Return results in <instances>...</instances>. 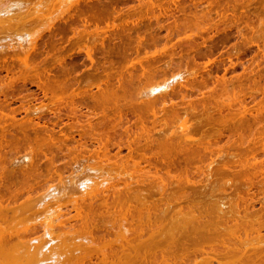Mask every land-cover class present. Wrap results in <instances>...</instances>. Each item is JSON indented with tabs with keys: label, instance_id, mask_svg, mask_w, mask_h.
<instances>
[{
	"label": "rangeland",
	"instance_id": "rangeland-1",
	"mask_svg": "<svg viewBox=\"0 0 264 264\" xmlns=\"http://www.w3.org/2000/svg\"><path fill=\"white\" fill-rule=\"evenodd\" d=\"M0 1L3 2L4 0L3 1L0 0ZM8 1H5L4 3H6V2L9 3ZM14 1L16 2L18 0H14ZM19 1H21V0H19ZM25 1H27V0H25ZM36 1H39V2L44 1L43 3L46 2L45 0H36ZM49 1H51V0H49ZM52 1L53 2H50L51 4L48 2V4L46 5V6H49L48 8H49L50 12H48L49 10L47 9V7L45 5H44L45 7L42 5L43 3H41L40 6H43V8H45L44 10L42 8L39 9L38 8L39 5H38V7L35 6V8H38L39 10L34 9V11H37L38 13H40V11H41L39 16H37L38 14L36 15L37 18L42 16L40 19L41 20L43 19L42 22L44 23L45 27H47L48 29H46L43 25H40L42 22L41 23L37 22V24L39 23L40 26H43V29L40 30L42 27L41 28L38 27L39 30H36V28L34 30L35 32L37 31V33H38V31H42L41 32L42 34L41 33L39 34L40 37L38 36V39H36L37 42L35 43L34 50L31 47V45L29 46V42H24L23 39H22L23 42L21 41V39H18V38H17V40H18L17 43H16V40H15V42L12 41L13 42L12 44L14 46H17L15 48V50H16L15 52H17V48H18V52L21 51V49H23L21 52L24 53L27 51L26 53H24V55H25V54H28V52H29V49L26 50L27 47L32 48V50L30 48L31 53L29 52L30 54H28V56L30 55L29 57L32 59V61H31V59H29L30 60L29 62H31V63H29L30 68L25 69V67H24V69H25L24 71L20 70V68L22 66H18L19 64L17 63L16 60H14V57H10L9 55H6L7 57L4 56L2 58L4 60L0 59V63L3 64V66H2V64H0V78L3 79V82L0 79V85L3 86V87H0V89L2 88V90H0V110H1L0 111V119H1L0 120V138H2V139H0V141L2 142V144H0V148L2 145H4V146H2V148L0 150V152H2V154H3V155L0 154L2 156V157L0 156V160L2 161V162L0 161L2 163V164L0 163V172H2L0 174H1V176H3L2 179L0 178V199L4 198L1 200L2 201L1 203H5V202L7 203L8 201H6V199H8L10 197L9 198L10 200L9 199L8 200H9V202L11 201L10 202L11 204L8 202L7 205L11 206V205H13L12 203L15 204L13 199L18 198L17 201L15 200L16 204H17V203H19V200L24 199L23 195H25V199H27L26 195H28V193L29 194L31 193V189H33L32 190L33 194L36 192V189H39L40 191L37 190V193L39 196L37 195V193L34 194V197H35V195L38 196V197H36L37 198L36 201H34L35 200L34 197H33L34 198L33 199L31 197V195H29L32 198L30 200L33 201L34 203H36L40 198H42L45 191H47V192L51 191V190H49L50 186H54L55 181L57 183L56 187H57V189H59L60 184H62L61 186H63V184H66V182L68 184V182H70L69 179H71L73 177L75 179L76 178L82 179L83 177H91L90 175H92L91 178H94V173H96V172H97L96 175L99 174L100 179L101 178L103 179L102 175L103 174L106 175L105 173L107 171H109V172H107V174L110 173V174H108V175H110L108 178L111 179V176L113 174L112 179L114 181H112V182L116 183V185H114V183L112 184V182L110 181L111 184L113 186L119 187V185L122 184L120 182H123V180L128 178L130 175H135L134 173H136V171H137L132 166H130V167L126 168V171H128V172H126L123 168L122 169L119 168L121 165H118V162L116 163V161L120 160V157L124 158L122 156L128 155L127 153L130 152V150H128L129 149L128 147H131L130 149L132 151L133 147H134V146L132 147V145H135L136 144L135 141L137 140L136 142L138 144H136V145L137 146L140 145L139 147H137V149L139 148L138 149L139 151L140 150L142 151V149L144 148L142 152L145 151L149 154H152V152H154V151L151 152L150 148H151V146L153 147L156 145L155 142L157 143L160 140L159 137L162 136L161 139L162 138L165 139V136H167V137L171 136L173 140H179L180 139L179 136L183 135V130H186V132H188V134L191 132V130H193L191 132V135L187 134L188 137H186V138H190V137L194 138V139L190 138L191 140L198 139V141L196 140L197 142L202 141V143H203V141H204V143H205L207 141L214 142V140H217V141L219 140V145L222 146V147L219 146V147H221V148H219V150H221L222 153L225 152L224 154L227 157L225 155L223 157L222 154L221 155L218 154L219 157H221V156L223 157L222 159L221 158L218 159L217 156H214V154L211 155V157H213V158L216 157L215 159L218 160V162H221L225 159L228 160L230 158V156H231V158H233L232 156H235L236 159L241 158L240 161H242V162H245L247 160V158H249L250 156H252V158L254 156H256L257 158L261 157V158H259V160H262L264 158V151H262L263 146L259 147V146H261L259 144L260 142H261V144L264 143V140H263V138H264V115H263L264 114V111H263L264 107H262V105L264 106V104H263V102H264V98H263L264 91L260 92V90H264V87H263L264 86L263 85V83H264V57H263L264 56L263 55L264 54V0H100L99 2H97L98 0H93V1L92 0H84V1L78 0V2H77V0H75L76 2H74V0H69V1L67 0L68 2H65L66 0H58V1L52 0ZM61 1L65 2V3H63V2L61 3ZM70 1H72V2H70ZM12 2L13 1L10 0V3H12ZM21 2H24V0H22ZM28 2H29V0L27 1L28 5L24 4V3L22 4V5H27L28 7H26V6H23L24 8L21 7L22 8L21 13L24 12L22 14H25L26 12H28V14H26L28 16L36 14V13L31 14L32 10H29L30 9L29 6H31V5ZM39 2H37V4H40ZM69 2L72 5L69 4L68 6H64V5H67ZM34 3H35V1L33 2V4ZM56 4H58V5H56ZM50 6L54 7L55 9L51 8ZM182 6H184V7H182ZM66 7L69 9H67ZM33 8L34 7H32V9ZM23 9H25V10H23ZM65 9L67 12L65 11ZM204 9H206L205 11H207V13L205 11H203ZM51 10H52V13H51ZM44 11H45V14L49 13V15L43 16L42 12L44 13ZM46 11L48 13H46ZM200 11H203V13H202L203 15H201V14L197 15L200 13ZM209 11H211V12H209ZM19 12H18V14H19ZM56 12H59L60 14L57 13V15H55V16H61V17H57V19L52 20V19L56 18L53 15ZM74 13H75V15H74ZM90 13H91V15H90ZM92 13L94 15H92ZM22 14H20L21 17H22ZM194 14H196V15H194ZM205 14H207V15H205ZM192 15H193V17H192ZM34 16H32V18ZM46 16H49V18ZM194 16L195 17L200 16V19H199L200 23L198 21V23L200 25L198 23H196V24H198L199 26L202 25L201 29L197 26H193V22L191 21V19L194 20L195 19ZM201 16L204 17L203 22H201L202 21ZM23 17L25 18L26 16H23ZM45 17L48 19V20H46V22L44 21ZM187 17L189 18V20H187ZM27 18H29V17H27ZM34 18H33V20H31V19H29V20L32 21V23H33V21H35ZM16 19H18L19 22L21 23L20 18L16 17ZM185 19L189 22L185 21ZM197 19H198V17H196L195 20H197ZM14 20H15V18H14ZM18 20H17V22H18ZM39 20H36V21H39ZM22 21H23V19H22ZM14 22H16V20ZM14 22H12V24L17 23V22L16 23H14ZM27 22H28V20H27ZM88 22H90V23H88ZM205 22H206V24H204ZM20 23H17V25H20ZM30 23H28V24H30ZM45 23L48 25H46ZM189 23L192 24L191 26H193V30L195 29L194 32L188 31L189 30L188 28H190V27H185L186 24L188 26H190ZM23 24H25V23H23ZM23 24H22V26H23ZM33 24H31V26ZM89 24H90V26H89ZM13 26L16 29H17V27H18V29H19V27H21V26L15 27V25H13ZM28 26H27V28H28ZM87 26H88V28H86ZM93 26H95V27H93ZM35 27H37V25ZM90 28H92V29H90ZM23 29L24 28H22V30ZM185 29H188V30H185ZM27 30H25V31H27ZM93 30H94V32H93ZM184 31H187V34H186V32L184 33ZM21 32H23V31H21ZM10 33L12 35L15 32L12 29ZM10 33H9V35H10ZM98 34H100V35H98ZM5 35H6V33L0 34V38L4 37ZM8 39L10 40V38H8ZM8 39H5V40L8 41ZM27 41H28V39H27ZM20 43L23 44V47H18ZM52 44H53V46L54 45L55 46L53 47ZM26 45H28V46H26ZM8 49H9V47L5 51L10 50V49L9 50ZM13 49L14 48H11V50H13ZM89 49L91 50V53H92L91 59L87 55V50H89ZM47 50L49 52H47ZM53 50L55 52H53ZM46 52L48 54H46ZM8 54H10V53H8ZM145 56H147V57L145 58ZM9 58H10V60H9ZM153 58H155V59H153ZM7 62H9V63H7ZM13 64L15 67H12ZM31 64H33V66ZM10 65H11V67H10ZM259 66H260V69H259ZM3 67H4V69H3ZM31 67H34V68L36 67L37 70L36 69L33 70L34 68L32 69ZM148 67H149V69L153 68L152 71L150 70L152 72V74H151V72L148 73L149 70L147 71V74L144 72L145 70L148 69ZM5 68L9 72H6ZM144 68H146V69H144ZM178 70L182 72L181 73L182 76L180 75L181 77L179 76L177 79L175 78V79L168 81L166 87H163L162 89H160V91L161 90L166 91L167 95H165L164 97L159 96V100L153 105V107H152L153 109L151 110L150 106L148 107L147 105H145L143 103V102L146 103V96L144 94L140 95V93H137V91L139 92V90H141L140 87L146 85V82L148 81L149 78L156 77V81H158V80L162 81L163 79L168 78L167 76H170L172 72H177ZM250 72H251V74H249ZM11 73L14 76L16 75L17 78H15L16 76L13 77V75ZM36 73H37V75H35ZM142 74L146 77L141 76ZM148 74H150V76L147 79ZM243 74H245V75H243ZM43 75H44V77H43ZM134 76H136V77H134ZM36 77H38V78H36ZM183 77L185 79H183ZM10 78H12V79L14 78V79L12 80ZM25 78H26V80H25ZM186 78H187V80H186ZM254 78H256V79H254ZM40 79H42L44 82L41 80V82L39 81V83H40L39 84L38 80H40ZM219 79H221V80H219ZM222 80L225 81V87L227 86V84H229L228 85V86H230V88L228 89L229 91L230 90L232 91V89H234V87H235L234 90H236V91H234V92H237V94L235 95V93H234V97L235 98L240 97L238 99V101H240V99H241L242 103L244 102L243 103L244 105L241 103L243 106L240 104L241 107H243L242 111L244 112V110L245 111L247 110L249 112L250 111L252 112V113L246 112L245 114L247 117L240 114L242 111H239V109H238L239 106L237 108H235V105L240 103L237 100H236L237 104L234 102L235 105L231 101L234 106L230 102H228L226 104V105H228L230 103L229 105H232L233 108L231 106L230 107H221V105H220V102L222 103L221 100L219 101L220 106L217 105L218 104V101H217L218 98L217 99L214 98L217 96L216 93L222 92V94H223V93L228 91V90L227 91L224 90V88H225L224 86H223L224 88H222V82H223ZM237 80H239V81L241 80V82H239ZM4 83H6V84H4ZM8 83H10V84L8 85ZM41 83L42 84L44 83V85H41ZM175 83H179V84H175ZM180 83L182 85H180ZM199 83H201V84H199ZM254 83H255V85H253ZM236 84H237V86H236ZM239 84H242V85H239ZM243 84L246 86H243ZM39 85H40V87H38ZM45 85L47 87V90L44 89ZM203 85H206V86L204 87ZM223 85H224V83H223ZM41 86L43 87V89H41L42 88ZM171 86L174 89L171 88ZM215 86H217L219 88H217ZM239 87H242L243 90H241V88H239ZM108 88H110V90H113V92H115V90L118 91L119 94H117V92H115L114 94H117L119 96H117V95L113 96L112 95L113 93H110ZM143 88L144 87H142V89ZM213 88H215V89H213ZM250 88H255L256 90L250 89ZM45 90H46V92H45ZM102 90H103L102 93H103L104 98H103V96H101L102 94L100 95ZM239 90H240V92H239ZM104 91L106 93L107 92L110 93L109 96L112 95V97L110 98L111 99L110 101L107 97H105L106 93L104 94ZM229 91H228V93L231 92V91L230 92ZM241 91H242V93H241ZM47 92H48L49 96L50 95L53 96L52 98H55V96H56V95L54 96L53 93L59 94L57 97H59L60 100L59 99L56 100L57 97L55 99H52V98H49V96H46V98H45L44 93H47ZM212 92H213V94H211ZM238 92H239V94H238ZM231 93H233V91ZM210 94L213 96L214 95H216V96H214L212 99V96ZM219 94L220 93H218V97H219ZM69 96L70 97L74 96L76 98H74V97L70 98ZM99 96L101 98H99ZM223 96H224V94H223ZM230 96L231 95H228L226 97L230 98ZM166 97L168 99H166ZM226 97H222V98L226 99ZM231 97L233 98V96H231ZM235 98H234V100H235ZM102 99H104V101H102ZM105 99H108V103L106 102L107 100H105ZM112 99L113 100L118 99V100L117 101L115 100V102H113ZM141 99H142V101H139ZM261 99H262V101H261ZM51 100H53V102ZM215 100H216V103H215ZM50 101L52 103H50ZM137 101H138V103H136ZM211 101H213V103ZM43 102H44L45 106L48 103L47 107L50 106L52 111L51 110L49 111L48 108L46 107L47 108L46 109L43 105H42V107H44V109L42 110V111H44L43 114H42V111L41 112L35 111L36 110L35 108L38 109V107H41V104H43ZM258 103L262 104V105L260 106ZM73 104H74V106H73ZM141 105H143L144 107ZM145 106H147V107H145ZM75 107H77V108H75ZM257 107H261V108H263V110L261 108H257ZM71 108L76 109L75 110L76 112L74 110H72V112L77 113L76 115L72 113L76 117H74L73 115L70 116L71 118L68 117V112H71L70 111ZM144 108H146V110H148V111H146ZM178 108H180L182 111L180 109L178 110ZM248 108H251V109H248ZM253 108H255L257 110H254ZM33 109H35V110H33ZM173 109L176 111L175 114L177 115V117L182 116V120L186 118L189 121V124H186L183 121L182 122L180 121L181 124L178 123L179 122L178 120H177L178 122L174 121L177 118L174 119L173 116L176 117V115L173 113L174 111L173 112L170 111ZM224 110H226V111H224ZM258 110L261 111V113ZM54 111H55V115L53 113ZM192 112H194V113L192 114ZM220 112L223 114H221ZM58 113H59V115H58ZM166 113L167 114L170 113L169 114L170 117H169V115L167 117ZM233 113H235V114H233ZM206 114H208V115H206ZM250 114H252V115L256 114V115H253V117L257 118L256 121L258 123H256V121L254 122L255 119ZM205 115L207 118L205 117ZM228 115L233 120V123L234 122L236 123V124H234L237 126L235 129L241 130L239 133H242L244 131V132H246V134H248L247 132H249V131H247V128H248L247 126L250 125L251 127H253L252 131L250 130L251 132H249L250 134H248L250 136H248V135L247 136L248 137L254 136L253 138H250V140L252 141V143H253V141H256V142H254L255 144L246 142L248 144L245 143L244 147H240L239 145H241V143L237 144V143L232 142L233 140H236L238 142L239 141V140H237L238 136L240 135V137H241V134H239L236 130H235V133H232V135L229 134L230 132H233V130H232L233 124H232L231 120L228 121V118H227V117H229ZM95 116H97V117H95ZM238 116L240 117L241 120L239 119ZM256 116H258V117H256ZM171 117H172L173 121L170 120L168 122V119H170ZM208 117H209V119H208ZM236 117H238V118L236 119ZM166 118H167V120H166ZM198 118H200V119H198ZM90 119H92V120H90ZM235 119L237 121H235ZM238 119H239V121H241L244 124H242L241 122L239 123ZM69 120H71V121H69ZM259 120H261V123ZM226 121L229 123H227ZM53 122L54 123L56 122L55 123L56 126ZM166 122L169 123L168 126H170V127H168L166 125L167 124ZM185 122H187V121H185ZM223 122L225 124L227 123L228 127L226 125H224ZM68 123H69V125H68ZM73 123H75V124L78 123V125H80L82 123L81 125H84V126L87 125V126H85L86 127L85 129L88 128V130H89V128H90L91 131L88 132L89 134L93 133V131H96L95 134L96 135L98 134V135L97 136L93 135V136L95 138L96 137L97 138L102 137V140H100L103 143V144H101V149L106 147L102 151H105V152H103V153H105V155L108 154L107 156H110V158L108 160H106L105 158H102V159L106 160V162H105V160H103L104 164H103V161L99 160V159H101L102 155L101 156L99 155L100 156V158H99V156H97L95 154V151H94L95 149L93 150V148H95L96 146L92 147V145H91L92 142H90L89 139H92V140L94 139V137L90 138L91 135L89 137H84L85 140H87V141H84L86 143V144H84L85 146L82 144L83 142H81L82 140H84V138H82V140L79 139L80 141H77L73 138H71L67 141L64 140V143L65 142L68 143L67 146H66V144H63V138L64 137L57 139L58 136L62 137V135L66 136V134H67L66 137L68 138V126H74L75 124H73ZM164 123H165L166 127L164 126ZM172 123H174V124H172ZM237 123H239V125ZM245 123H249V125H246ZM88 124L91 126H89ZM183 124H186L185 126L188 128H186ZM141 125H143V126H141ZM182 125H183L184 129L182 128ZM163 126H164V128H163ZM229 126H231V128ZM159 127H161L162 129L160 128L158 130ZM234 127L235 126H233V129H234ZM245 127H246V129H245ZM258 127L260 129H258ZM46 128L49 129L48 131H49V133H51V135L47 132ZM92 128H93V130H92ZM171 128H172V131L174 133L178 130V132H176V135L170 134V136H168L169 132L173 133L172 131H169ZM228 128H230V129H228ZM249 129H251V128L249 127L248 130ZM50 130H55V131L52 132ZM114 130L117 132H114ZM160 130H162L163 132H166L167 135H164V133ZM217 130L219 131V133ZM229 130H232V131H229ZM256 131H258V132H256ZM46 132L50 135L51 139L56 137L55 139H57V140H54V141L59 142V140H60L61 145H59L56 142L53 143V140H50L48 138L49 135L46 134ZM54 132H56L59 135H57ZM59 132H61V133H59ZM200 132H202V133H200ZM253 132H255V134ZM145 133L148 135V137ZM149 133H151V134H149ZM184 133H185V131H184ZM132 134L134 137L132 136ZM36 135H38V137ZM260 135L262 138L261 140H260V138H258V137H260ZM202 136L204 138H202ZM247 136H245V137H247ZM41 137L47 139L46 142L49 144V147H48L47 143H46L47 147L42 146V144H43L42 142L43 141L45 142V140L42 139ZM77 137L79 138L80 136L78 134H75L76 139H77ZM155 137L156 138L158 137V139H156ZM199 137L202 140H199ZM240 137H239V139H240ZM133 138H136V139H134L135 141L133 140ZM231 138H233L232 141H231ZM234 138H236V139H234ZM242 138L244 139V137H242ZM256 138H258V140ZM40 139H42L43 141L41 142ZM13 140L16 142H14ZM248 140H249V138H248ZM248 140H246V141H248ZM4 141H6V142H4ZM139 141H141V143ZM145 141H147L149 143H147ZM228 141L230 142V144L228 143ZM241 141L244 142L245 140H241ZM7 142H9L10 146L14 145V147L8 146ZM78 142H81V143H78ZM94 142H96V141H94ZM111 142H113V143H111ZM4 143H7V145ZM14 143L16 144V146ZM51 143L53 145H51ZM129 143H131L132 145L131 144H130L131 146L128 145ZM133 143H135V144H133ZM225 143H227V144L225 145ZM46 144H43V145H46ZM78 144H81L80 146H82V145L84 146V147L82 146L83 151H81V149L79 147L78 149L81 153H79L78 150H77V153H74L75 152L74 147H76L75 145H78ZM235 144H236V146H235ZM256 144H258V145H256ZM73 145H74V147H71L73 151L69 150V149L68 150L72 151L73 154H75L78 159H76L75 155L73 156L72 153H70V154L73 156V158L71 156H68V150L66 151L65 147L70 148V146H73ZM136 145H135V147H136ZM230 145H233V146H230ZM24 146H27V147L24 148ZM39 146H41V147H39ZM52 146H54V147H52ZM61 146L62 147L64 146V147L62 148ZM144 146H146V147H144ZM216 146H218V145H216ZM241 146H243V145H241ZM3 147H5V148H3ZM15 147L18 149H16ZM141 147H143V148H141ZM147 147H149V148H147ZM231 147H233V148H231ZM8 148L11 150H7ZM42 148H43V151H46V152L49 151V153L43 152ZM14 149L16 151H13ZM76 149H77V147H76ZM228 149H230V150L226 153V151ZM26 150L28 152L33 151L31 158L32 159L36 158V161L38 160V162H36L34 159V162L36 164H34L32 161H30V160H32L30 157H29L30 162L28 161V159H26L28 157V155L31 154V153H27ZM92 151H93V153H91ZM180 151L181 150H176L175 152H173L174 154L173 153L171 154L172 156L170 155L172 160H176V163L183 156L181 154L182 152H180ZM203 152H205V151H203V149H202V153ZM253 152H255V153H253ZM40 153H42V155ZM113 153H115V154H113ZM43 154H45L46 156L43 157ZM204 154L208 155L209 153H203L202 155H204ZM251 154H253L254 156ZM23 155L26 156V158L23 157ZM47 155L48 156L50 155L51 157L49 156V159H48ZM94 155H96V157L99 159L95 158ZM114 155H117V156H114ZM174 155H175V157H174ZM243 155L244 156L246 155V157H244ZM4 156H5V158H4ZM38 156L40 159L37 158ZM78 156H80V157H78ZM91 156L92 157L94 156V158L97 161L94 158H92ZM208 156H209L208 158L211 159L210 155H208ZM22 157L25 159H21ZM208 158L205 157L204 161H203L204 164L202 163V166L200 165L202 167V169H204L205 175L207 174L206 172H208L207 171V161L205 162V159L207 160ZM50 159L52 160V163H50L48 161ZM74 159L77 161H75ZM210 159H208V160H210ZM79 160H80V162H78ZM109 161H112V162H109ZM19 162L20 163L22 162V163L18 164ZM76 162H78L79 164ZM98 162H102V163L100 164ZM250 162L253 163L252 160ZM29 163H31L32 165H35V166L38 165L37 166L38 168L36 169V168H34V166L33 167L30 166ZM90 163H92V164L94 163L93 165L95 167H98L97 169H99L98 171L100 173H98L97 170L96 171L93 170L94 172L91 170L89 171L88 168H90V167L95 168V167H92L93 166L92 164H91V166L88 165ZM248 163H247V165H248ZM23 164H25V165H23ZM49 164H52V165H49ZM95 164H97V165H95ZM107 164L109 166H107ZM112 164L114 166H111ZM119 164H121L120 161H119ZM124 164L126 165L127 163H124ZM242 164H244V163H242ZM245 164H246V162H245ZM98 165L99 166L102 165V167H100L101 169L99 168ZM179 165H183V164L177 163L175 168H177V167H179V169H183V167L185 168V165L182 166V168ZM19 166L20 167L23 166V168H25V166H26V167H28V169L24 170V169H21L22 167L20 168ZM29 167H32L31 169H33V170L36 169L37 171L36 172H35V170L32 171ZM75 167H76V169H75ZM190 167H192L193 170L197 168L196 166H190ZM246 167L247 166L244 167L245 170H243L244 168H241V166L240 167L234 166L235 169L233 167L232 168L231 167L230 168L225 167V169L226 168L230 169L229 170L230 172H227L228 171L227 170L226 173L214 172L215 169H213V174L211 176L213 182H211L212 181L211 178L208 179L206 176H204V172L202 174L200 171V175H199V173H198L199 169H196L197 172H194V173H197V175H199V176H201V174H202V176H204V178L199 177L203 182L197 181V182H199L198 187L196 185H194V187L196 186L197 189H196V187H195V189H192V187L189 188L190 187L189 186L188 188L182 190V193L186 194V195H190V198L194 199V203L195 204L198 203L200 206H207V205L213 206L217 201L223 200L229 205V209L231 210L235 207L236 203L242 204V201H240V199L235 194H230V192L233 191V190H231L230 187L235 184L233 187L238 186L239 188H241V190H239V189L238 190L240 191V195L242 197L253 196L252 194H250L249 196L247 195V189H245L246 188L245 182L247 183L248 180L253 181L254 178L258 180V178L260 176V173H258L259 175L256 174L258 178L255 177L256 175H254V173L258 172V171H256L258 169L254 170V168L252 167V164H251V167L253 169L250 166L249 167L251 169H249V167L246 169ZM78 168H81V169L79 170ZM51 169H53L54 171ZM84 169H85V172H82ZM160 169H162V168H160ZM232 169H234V170H232ZM2 170H4V171H2ZM50 170H51V172H50ZM78 170H79V172L77 173ZM190 170L192 171V169H190ZM231 170L235 171V172L231 173L232 172ZM19 171H21V172H19ZM24 171H25V173H24ZM26 171H27V173L29 171H31L30 172L31 176L30 175L28 176V174H30V173L26 174ZM252 171H254V172L252 173ZM33 172L36 174H33ZM81 172H82L83 176L81 175ZM177 172L180 174L179 171H177ZM181 172L183 173V171H181ZM261 172H264V171L262 170ZM57 173H59L61 175H59ZM115 173H118L117 177H116ZM128 173H129V176H128ZM263 174L264 173H262V175ZM12 175H13V177H12ZM24 175H26L25 178H23ZM262 175H261L260 180L264 179V177H262ZM27 176H28V178H26ZM33 176H34V178H33ZM48 176L50 177V179L48 178ZM193 176L196 177L195 174H193ZM246 176H248V177H246ZM29 177H31V178H29ZM136 177H138V175ZM194 177L191 178L192 181L193 180L195 181L197 179L200 180L198 178V176L196 177L197 179ZM60 178L62 180L58 181V179H60ZM122 178H124V179H122ZM244 178H245V181H244ZM63 179L64 180L68 179V180L63 181ZM119 179L120 180L122 179V180L118 181V183H120L118 185L117 181H115V180H119ZM207 179H208V182L205 181ZM134 180L133 179L131 180L130 178H128V181H134ZM209 180H210V182H209ZM24 181L28 182V184L31 181L30 185L33 184L32 185L33 187L29 186ZM235 181L237 183H234ZM259 181H258V183H256L257 181L256 182L253 181V182H255L257 185L260 186L259 183H262V181H260V182ZM23 182L27 185L23 184ZM51 182H54V183L52 184ZM61 182H64V183H61ZM200 182L202 184H200ZM222 182H223V184H222ZM224 182H225V184H224ZM205 184H208V185L205 186ZM4 185H5V187L7 186L9 188V190H8V188H5ZM14 185H15V187H14ZM16 185H18V186H16ZM22 185H24L27 188L28 192L25 188H24L25 191L21 190ZM173 185H175V184H173ZM173 185H169V186L171 187ZM203 185H204V187H203ZM223 185H224V187H223ZM257 185L255 186V188L258 189L259 186H257ZM263 185L261 186V188L264 187ZM27 186H29L30 190ZM35 186H36V188H35ZM46 186H48L47 188L49 191L46 190L47 189ZM67 186H70V185L68 184ZM211 186L214 188H212ZM18 187H19L20 192L23 191V195L21 193V195H22L21 198L17 197V195H15L16 197L14 196L15 191L17 192V194H20L18 192L19 191ZM71 187H73V186L67 187V193L72 192L71 194H69V195L67 194V195L68 196L71 195V197L65 196L61 200L62 202L61 201H60L61 203L59 202L61 204L59 207L64 209L63 213L68 212L71 214L69 217H72V215L76 211L75 209H74L75 211L70 209L71 205H69V204L75 203V202H72V203L70 202V200L74 199V198H72V194L79 193L74 188H71ZM174 187L173 188L168 187V188L170 189V191H173V190H175ZM220 187L223 189H221ZM60 188H62V187H60ZM217 188H220V189L217 190ZM43 189H44V191H43ZM253 189H254V187H253ZM257 189H254L253 192H255L256 194L259 195L263 190L261 191L260 188H259L260 190H257ZM212 192H214V195L211 194ZM251 192H252V189H251ZM11 193L13 194V196ZM76 195H74V197ZM263 196H264V194L260 198H263ZM68 199H69V201H68ZM102 199L103 198H100L99 201H97L98 200L97 199L96 201H94L92 203H90V201H89V203H87L85 201V203H87L88 205L80 200L81 203L77 204L79 209L82 208L83 206H85V208L83 207L84 208L83 211H84V213L86 212L87 214H83L82 213L83 211L81 209V213H82V215H84V217H86L88 214H90V216H91L92 213L95 212L96 213V214L94 213L95 217H93V215L91 217L94 219H96V217H97V220H99L98 223H100L101 227H102V223H103V229L101 228V230L99 232H96L97 234H100V232H101V234L104 233L103 230L104 231L106 230L104 228V226L107 224L106 222H110V223L115 222V219L117 218V217L115 219L111 218L110 216H107L108 214H106V216H101V215H103L104 212L107 213L106 210L104 211L100 207L102 205H103L102 206L103 208H105L109 211L111 209L113 212H115L114 211L115 209L111 207L112 204L108 201L107 202L108 204H106L107 205L106 206L105 202ZM27 200H25V202H27ZM30 200H28V202H29L28 204L32 203ZM72 201H74V200H72ZM62 203H66V204H62ZM94 203H96L97 205ZM98 203H100V204H98ZM82 204H83V206H82ZM1 205H0V207L3 206V205L2 206ZM21 205H23V204L21 203ZM54 205L55 204L53 203L52 204L53 208H54ZM56 205H57V203H56ZM80 205L82 207H80ZM4 206H6V205H4ZM255 206H257V208H255V207L254 208L256 210L260 211V207L262 206L261 202L260 203L256 202ZM66 207H68V208H66ZM92 207H93V209H92ZM95 207H96V209H95ZM2 208H0V210ZM58 208L56 207V209H58ZM252 208H250V209H252ZM5 209H9V207H6ZM10 209H11V207H10ZM68 209L70 210V212ZM86 209H88V210L85 211ZM19 210H17L20 212V213H18V215L19 216L24 215V219L21 217L24 221V222L22 221V223H25V221H27V219H28V222L30 223V221L34 217H35V219L37 217L39 218L41 213L43 215H45V213L42 211H39V212L37 211L35 214V211H36L35 208L29 209V207H28V209L27 208L24 209V213L22 211L23 209L22 210L19 209ZM31 210H35V211H33L31 213L30 212ZM101 210H102V212H101ZM12 211L14 212V210H12ZM12 211H8V213L6 212L9 215V220L13 219L14 217H17V219H19L18 215H16L15 212H14L15 216L12 215L13 214ZM21 211H22V214H21ZM57 211L60 212V211H62V209L57 210ZM89 211H91V212L88 213ZM27 212H28V216L26 217L27 219H25ZM97 212L101 213V215L97 216ZM63 213L61 212V217L63 215H65ZM174 213H176V212H174ZM37 214L39 216H37ZM55 214L57 215V212L56 213L54 212L53 215L55 216ZM112 214H114V213H112ZM170 214L166 217V219H170L171 217H173V215L170 216ZM66 215H67V213H66ZM10 216H12V217L14 216V217L12 218ZM65 216L62 218H69V217H65ZM111 216H113V215H111ZM258 216H259V214H258ZM28 217L31 219L29 220ZM61 217H60V219H61ZM250 217H252L251 220L252 219L255 220L257 218L258 222L263 221L260 219L261 217H259V218L258 217L254 218V216H250ZM81 218H83V216ZM106 218H108L109 220L114 219V221H112V220L108 221V219H106ZM35 219H34V221H35ZM37 219H36V222H37ZM40 219H38V220H40ZM72 219H73V217L71 219H69L70 223L76 222L75 225L72 223V225L75 226L76 229H79L78 227H82L81 225H78V224H81L79 222L82 221V220H80V218L77 217V218H74L73 220ZM262 219H264V218L262 217ZM69 220L67 219V221L64 222V219H63V222H64L63 225H65V224L71 225L70 223H68ZM75 220H78V221H75ZM18 221L20 222V220H18ZM34 221H31V222H34ZM8 222H11V221H8ZM12 222H16V220L12 221ZM22 223H21V225L18 226L19 228H20V226L23 225ZM40 223L41 222L37 223L36 225H33L30 223V224H26V226H29V225L35 226L36 227L35 229L36 230L39 229L38 232L41 233L42 229L39 228V226H37ZM254 223H257V221H255ZM17 224L18 223H15L16 226H17ZM8 225L9 224H7L6 226H8ZM108 225H106V226H108ZM258 225H260V224H258ZM258 225H256V227H259ZM12 226H14V225L12 224ZM60 226H62V224H60ZM60 226H56L55 230L58 229V227H60ZM65 226H67V225H65ZM71 226L69 227V229H68V227L65 228L64 226H62L61 228H62V230L67 229V231H68V230H70ZM8 227H10V226H8ZM256 227L254 226V228H252V229L253 230L256 229L254 231L258 232L259 228L257 229ZM13 228L14 227H12L11 229H13ZM61 228H59V229H61ZM72 228H74V227H72ZM20 229H23V227H21ZM252 229L249 230L252 232L248 231L252 235V236L250 235L251 239H250V236L247 235V234H249L248 232H247V234H243L244 235L243 238L248 236V238L247 237L244 238L247 241V243H246L247 248H248V250L249 249L260 250L261 254H262V258H264V241H263L264 240V238H263L264 237V229L262 227H260V229H261L260 232L261 231L262 232L261 233L258 232L256 234H254V235L260 234V236L263 235L258 240L259 242L257 240H255V238L253 239V237H256V236H254L252 234V233H254V231ZM58 231H60V230H58ZM38 232H36L37 234L35 233V235H38ZM64 233H65L64 231H62V234L60 232L61 235H63ZM239 233L242 235L243 232L242 233L239 232ZM67 234H68V232H67ZM79 234H81V231ZM31 236H33V234ZM75 236H73L72 238H74ZM62 237H67L71 241L74 240V239L72 240L71 235H69V234L64 235ZM262 238H263V240H261ZM75 239H76V237H75ZM73 242L75 243V241H73ZM250 242H251V245H250ZM70 243H72V242H70ZM74 243H72V245H74ZM260 245H263V246H260ZM71 246H69V247H71ZM69 247H67V248L70 249ZM252 253H253V251L248 252V254H252Z\"/></svg>",
	"mask_w": 264,
	"mask_h": 264
},
{
	"label": "bare ground",
	"instance_id": "bare-ground-1",
	"mask_svg": "<svg viewBox=\"0 0 264 264\" xmlns=\"http://www.w3.org/2000/svg\"><path fill=\"white\" fill-rule=\"evenodd\" d=\"M3 1V0H2ZM5 1H8V0H4L3 2H1L0 1V34H4V33H6V35L4 36V37H2V38H0L1 40H0V59L1 60H4V59H2L4 56H6V55H9L10 57H14V60H16L17 61V63L19 64H17L18 66H22L21 68H20V70H25L26 68H30L29 66H30V64L29 63H31V62H29L30 60L29 59H31L29 56H28V54H30L31 53V51H30V48L32 47L33 48V50H34V46H35V43L37 42V40L36 39H38V36L40 37V33L42 32V31H38V33H37V31L35 32L34 30H35V28H36V30H39L38 29V27H42L40 30H42L43 29V26L45 27V25H44V23L42 22V20L40 19L41 17H38L37 18V16H39V14L41 13V11H40V13H38L37 11H34V9H40V8H42L43 10L45 9V8H43V6L45 5H47L48 4V2L50 3V2H53L52 0L51 1H49V0H45L46 2V4L45 3H43L42 1H36V0H29V4L32 6V7H34L33 9H32V7L31 6H29V10H32L31 12V14H34V13H36V14H34V15H26V14H28V12H26L25 14H22V13H24V12H22L21 13V9L22 8H24L23 6H26V7H28L27 5V1H25L24 0V2H21V1H14V0H12L13 2L12 3H10V0L8 1L9 3H4ZM35 1V3L33 4V2ZM58 1V0H57ZM69 1V0H68ZM67 0L65 1V2H68ZM84 1V0H83ZM93 1V0H92ZM100 0H98L97 2H99ZM26 2V3H25ZM31 2V3H30ZM37 2H39L40 4H37ZM63 1H61V3H62ZM65 2H63V3H65ZM70 2H72V1H70ZM68 3L67 5H64V6H68L69 4H71V3ZM74 2H76L75 0H74ZM77 2H78V0H77ZM27 4V5H22V4ZM41 3H43L42 5L43 6H40L41 5ZM89 3V2H88ZM51 4V3H50ZM49 4V5H50ZM76 4V3H75ZM38 5H39V7H38ZM56 5H58V4H56ZM72 5V4H71ZM88 5V4H87ZM202 5V4H201ZM207 5V4H206ZM210 5V4H209ZM35 6H37L38 8H35ZM44 6V7H45ZM63 6V7H64ZM22 7V8H21ZM47 7V9L49 10V6H46ZM51 8H53V9H55L54 7H52V6H50ZM72 7V6H71ZM90 7V6H89ZM182 7H184V6H182ZM67 8V7H66ZM199 8V7H198ZM203 8V7H202ZM26 9V8H25ZM25 9H23V10H25ZM38 9V10H39ZM67 9H69V8H67ZM185 9V8H184ZM212 9V8H211ZM42 10V11H43ZM206 9H204L203 11H205ZM17 11V12H16ZM20 11V12H19ZM65 11H66V9H65ZM76 11V10H75ZM92 11V10H91ZM198 11V10H197ZM203 11H200V13L199 14H197V15H203L202 13H203ZM18 12H19V14H18ZM48 12H50V10L48 11ZM47 11H46V13H48ZM55 12V11H54ZM67 12V11H66ZM96 12V11H95ZM206 13H207V11H205ZM209 12H211V11H209ZM51 13H52V10H51ZM57 13H59V12H56V13H54L53 15H54V17H56V18H54V19H52V20H55V19H57V17H61V16H55V15H57ZM20 14H22V17L20 16ZM60 14V13H59ZM64 14V13H63ZM193 14V13H192ZM209 14V13H208ZM20 17H19V16ZM42 15L44 16V15H49V13L48 14H45V11H44V13L42 12ZM74 15H75V13H74ZM77 15V14H76ZM90 15H91V13H90ZM92 15H94L93 13H92ZM194 15H196V14H194ZM205 15H207V14H205ZM210 15V14H209ZM208 15V16H209ZM220 15V14H219ZM23 16H26L25 18L23 17ZM32 16H34L33 18H34V20L35 21H33V23L35 24H33L32 23V21H30L29 19H31L32 18ZM16 17H18V18H20V20H21V23L19 22V20L18 19H16ZM27 17H29V18H27ZM46 17H48L49 18V16H46ZM45 17V19H44V21L46 22V20H48L47 18ZM192 17H193V15H192ZM196 17H198V19L197 20H195L196 19ZM194 16V20L193 19H191V21L193 22V26H197V27H199L200 29H201V27H202V25L201 26H199L200 24V21H199V19H200V16ZM202 17V21L201 22H203V16H201ZM14 18H15V20H16V22H17V20H18V22L17 23H20V25H17V23L16 22H14L15 20H14ZM33 18L31 19V20H33ZM44 18V17H43ZM52 18V17H51ZM67 18V17H66ZM94 18V17H93ZM208 18V17H207ZM22 19H23V21H22ZM210 19V18H209ZM14 20V21H13ZM25 20V21H24ZM27 20H28V22H27ZM36 20H39V21H36ZM51 20V21H52ZM93 20V19H92ZM99 20V19H98ZM187 20H189V18L187 17ZM186 19H185V21H187ZM14 22V23H16V24H12V22ZM57 21V20H56ZM89 21V20H88ZM94 21V20H93ZM197 21V22H196ZM198 21H199V23H198ZM30 23V24H26L27 26H28V28H27V26L25 25V24H23V23ZM36 22V23H35ZM37 22H42L40 25H43V26H40L39 25V23L37 24ZM48 22V21H47ZM187 22H189V21H187ZM186 22V23H187ZM195 22V23H194ZM52 23V22H51ZM88 23H90V22H88ZM184 23V22H183ZM196 23H198V24H196ZM22 24H23V26H22ZM31 24H33L32 26H31ZM46 24V23H45ZM50 24V23H49ZM96 24V23H95ZM195 24V25H194ZM204 24H206V22L204 23ZM13 25H15V27H17V26H21V27H19V29H18V27H17V29L16 28H14V26ZM25 25V26H24ZM37 25V27H35ZM46 25H48V24H46ZM75 25V24H74ZM88 25V24H87ZM189 25L190 26H188L187 24H186V26L185 27H190V28H188V29H185V30H188V31H193L194 32V30H193V26H191L192 24H190L189 23ZM89 26H90V24H89ZM32 29H31V28ZM93 27H95V26H93ZM21 28V29H20ZM22 28H24L25 30H27V31H25L24 29L22 30ZM46 29H48L47 27H45ZM86 28H88V26L86 27ZM127 28V27H126ZM196 28V27H195ZM13 29V31L15 32L14 34H12L11 35V30ZM90 29H92V28H90ZM96 29V28H95ZM197 29V28H196ZM16 30V31H15ZM20 30V31H19ZM45 30V29H44ZM87 30V29H86ZM223 30V29H222ZM21 31H23V32H21ZM181 31V30H180ZM44 32V31H43ZM87 32V31H86ZM93 32H94V30H93ZM182 32V31H181ZM186 32V34H187V31H184V33ZM224 32V31H223ZM9 33H10V35H9ZM37 33V34H36ZM90 33V32H89ZM92 33V32H91ZM179 33V32H178ZM216 33V32H215ZM42 34V33H41ZM93 35V34H92ZM98 35H100V34H98ZM82 37V36H81ZM96 37V36H95ZM8 38H10V40L8 39ZM17 38L18 39H21V41H22V39L24 40V42H29V46L31 45V47H27V49L26 50H28L29 49V52H28V54H25L24 55V53H26V52H21L23 49H21V51H19L18 52V48H17V52H15L16 50H15V48L17 47V46H14L12 43L13 42H15V40H16V43L18 42V40H17ZM83 38V37H82ZM5 39H8V41L7 40H5ZM27 39H28V41H27ZM5 40V41H4ZM26 40V41H25ZM4 41V42H3ZM13 41V42H12ZM7 42V43H6ZM23 42V41H22ZM11 43V44H10ZM15 44V43H14ZM55 44V43H54ZM154 45V44H153ZM26 46H28V45H26ZM52 46H53V44H52ZM55 46V45H54ZM53 46V47H54ZM9 47V51H5L7 48ZM18 47H23V44L22 43H20L19 44V46ZM6 48V49H5ZM11 48H14L13 50H11ZM32 48H31V50H32ZM47 52H49L48 50H47ZM46 52V54H48ZM53 52H55L54 50H53ZM8 53H10V54H8ZM12 54V55H11ZM45 54V53H44ZM50 55V54H49ZM48 55V56H49ZM52 55V54H51ZM87 55H88V57H90V59L92 58L91 56H92V53H91V50L89 49V50H87ZM264 55V54H263ZM262 56V55H261ZM7 57V56H6ZM50 57V56H49ZM147 56H145V58H146ZM264 57V56H263ZM156 58V57H155ZM155 58H153V59H155ZM6 59V58H5ZM9 60H10V58H9ZM147 60V59H146ZM149 60V59H148ZM151 60V59H150ZM31 61H32V59H31ZM233 61V60H232ZM2 62V61H1ZM14 62V61H13ZM7 63H9V62H7ZM6 63V64H7ZM16 63V62H15ZM149 63V62H148ZM0 64H2V63H0ZM236 64V63H235ZM32 66H33V64H31ZM151 65V64H150ZM2 66H3V64H2ZM9 66V65H8ZM37 66V65H36ZM7 67V66H6ZM10 67H11V65H10ZM9 67V68H10ZM12 67H15L14 66V64L12 65ZM24 67H25V69H24ZM230 67V66H229ZM257 67V66H256ZM8 68V69H9ZM32 69L34 68V67H31ZM38 68V67H37ZM258 68V67H257ZM3 69H4V67H3ZM36 69V67L33 69V70H35ZM143 69V68H142ZM144 69H146V68H144ZM153 69V68H152ZM152 69H149V67H148V69L147 70H145L144 72L147 74V71H148V73H150L151 71H152ZM255 69V68H254ZM259 69H260V66H259ZM5 70H6V68H5ZM37 70V69H36ZM151 70V71H150ZM226 70V69H225ZM22 71V72H23ZM39 71V70H38ZM37 71V72H38ZM6 72H9L8 70H6ZM28 72V71H27ZM259 72V71H258ZM25 73V72H24ZM181 71H177V72H172L171 73V75L170 76H167L168 78H166V79H163L162 81H160V80H158V81H156V77H152V78H149L148 79V77L150 76V74H148V76H147V79H148V81L146 82V85L145 86H141L140 87V89L141 90H139V92L137 91V93H140V95H142V94H144L145 96H146V103L145 102H143L145 105H147L148 107L150 106V108H151V110L153 109L152 107H153V105L159 100V96H165V95H167V92L166 91H160V89H162L163 87H166V85H167V83H168V81H170V80H172V79H177L180 75H181ZM253 73V72H252ZM12 74V73H11ZM16 74V73H15ZM26 74V73H25ZM151 74H152V72H151ZM154 74V73H153ZM249 74H251V72L249 73ZM257 74V73H256ZM13 75V74H12ZM28 75V74H27ZM35 75H37V73L35 74ZM41 75V74H40ZM165 75V74H164ZM243 75H245V74H243ZM262 75V74H261ZM16 76V75H15ZM14 75H13V77H15ZM39 76V75H38ZM141 76H144L143 74L141 75ZM182 76V75H181ZM180 76V77H181ZM29 77V76H28ZM40 77V76H39ZM43 77H44V75H43ZM134 77H136V76H134ZM144 77H146V76H144ZM240 77V76H239ZM263 77V76H262ZM15 78H17V76L15 77ZM36 78H38V77H36ZM233 78V77H232ZM238 78V77H237ZM1 79V78H0ZM10 79H12V78H10ZM14 79V78H13ZM12 79V80H13ZM183 79H185L184 77H183ZM254 79H256V78H254ZM2 80V82H3V79H1ZM25 80H26V78H25ZM36 80V79H35ZM41 80L42 79H40V80H38V83H39V81L41 82ZM186 80H187V78H186ZM217 80V79H216ZM219 80H221V79H219ZM43 81V80H42ZM185 81V80H184ZM218 81V80H217ZM223 81V80H222ZM221 81V82H222ZM237 81H239V80H237ZM258 81V80H257ZM6 82V81H5ZM10 82V81H9ZM13 82V81H12ZM44 82V81H43ZM49 82V81H48ZM55 82V81H54ZM53 82V83H54ZM178 82V81H177ZM188 82V81H187ZM219 82V81H218ZM239 82H241V80L239 81ZM7 83V82H6ZM6 83H4V84H6ZM50 83V82H49ZM56 83V82H55ZM183 83V82H182ZM194 83V82H193ZM223 83H224V85H223ZM245 83V82H244ZM248 83V82H247ZM260 83V82H259ZM262 83V82H261ZM10 83H8V85H9ZM40 84V83H39ZM48 84V83H47ZM51 84V83H50ZM128 84V83H127ZM175 84H179V83H175ZM199 84H201V83H199ZM203 84V83H202ZM205 84V83H204ZM216 84V83H215ZM220 84V83H219ZM257 84V83H256ZM3 85V84H2ZM41 85H44V83L42 84L41 83ZM180 85H182L181 83H180ZM229 84H227V86L225 87V81H223L222 82V88H224V90L225 91H227L229 88H230V86H228ZM239 85H242V84H239ZM253 85H255V83L253 84ZM263 85H264V83H263ZM204 87L206 86V85H203ZM224 86V87H223ZM236 86H237V84H236ZM243 86H246V85H244L243 84ZM0 87H3V86H1L0 85ZM38 87H40V85L38 86ZM42 87V86H41ZM46 87V85L44 86V89H46L47 90V87ZM142 87H144L143 89H142ZM215 87H217V86H215ZM221 87V86H220ZM228 87V88H227ZM264 87V86H263ZM139 88V87H138ZM171 88H173L172 86H171ZM170 88V89H171ZM203 88V87H202ZM217 88H219V87H217ZM216 88V89H217ZM227 88V89H226ZM239 88H241V90H243L242 89V87H239ZM246 88V87H245ZM258 88V87H257ZM41 89H43V87L41 88ZM174 89V88H173ZM213 89H215V88H213ZM234 89H235V87H234ZM234 89H232V91H233V93H231L229 90V92L231 93H228V91L227 92H225V93H223L224 94V96H223V94H222V92H218V93H220L219 94V97H218V93H216L217 94V96L216 95H214V96H216V97H214L213 95H211V94H213V92L210 94L211 96H212V99H213V97L214 98H218L217 99V101H218V104L217 105H219V101L221 100L222 101V103L224 104H222L221 102H220V105H221V107H232V105H233V103L235 102L236 104H237V102H236V100L238 101V99L240 98H235L234 97V93H235V95L237 94V92H234V91H236V90H234ZM237 89V88H236ZM250 89H255V88H250ZM0 90H2V88L0 89ZM46 90H45V92H46ZM49 90V89H48ZM108 90L110 91V93H113L112 95L113 96H115V95H117V94H119L118 93V91H116L115 90V92H117V94H114L115 92H113V90H110V88H108ZM223 90V89H222ZM223 90V91H224ZM256 90V89H255ZM254 90V91H255ZM51 91V90H50ZM112 91V92H111ZM141 91V92H140ZM215 91V90H214ZM238 91V90H237ZM259 91V90H258ZM262 91H264V90H260V92H262ZM4 92V91H3ZM53 92V91H52ZM99 92V91H98ZM103 90L101 91V93H100V95L101 96H103ZM239 92H240V90H239ZM239 92H238V94H239ZM250 92V91H249ZM106 92L104 91V94H105ZM110 93H106L105 94V97H107L108 99H109V101L111 100L110 98L112 97V95L111 96H109L110 95ZM125 93V92H124ZM123 93V94H124ZM210 93V92H209ZM208 93V94H209ZM227 93V94H226ZM241 93H242V91H241ZM52 94V93H51ZM122 94V95H123ZM246 94V93H245ZM254 94V93H253ZM264 94V93H263ZM44 95H45V98H46V96H49V94H48V92L47 93H44ZM53 95L55 96V98L59 95V94H55V93H53ZM99 95V94H98ZM209 95V96H210ZM228 95H231V96H233V98L230 96V98H228V97H226V96H228ZM250 95V94H249ZM51 96V95H50ZM49 96V98H52L53 96H51L50 97ZM61 96V95H60ZM109 96V97H108ZM117 96H119V95H117ZM210 96V97H211ZM70 97V96H69ZM72 97V96H71ZM70 97V98H71ZM74 97V96H73ZM72 97V98H73ZM168 97V96H167ZM166 97V99H168ZM203 97V96H202ZM222 97H226V99L224 100ZM55 98H52V99H55ZM74 98H76V97H74ZM99 98H101L100 96H99ZM103 98H104V96H103ZM115 98V97H114ZM117 98V97H116ZM121 98V97H120ZM221 98V99H220ZM234 98H235V100H234ZM242 98V97H241ZM251 98V97H250ZM263 98H264V96H263ZM57 99H59L60 100V98L59 97H57L56 98V100ZM108 99H105V100H107L106 102L108 103ZM119 99V98H118ZM118 99H115L116 101L118 100ZM223 99V100H222ZM228 99V100H227ZM230 99V100H229ZM258 99V98H257ZM71 100V99H70ZM113 100V99H112ZM115 100H113V102H115ZM52 102H53V100H51ZM50 101V103H52ZM73 101V100H72ZM102 101H104V99H102ZM139 101H142V99L141 100H139ZM165 101V100H164ZM205 101V100H204ZM210 101V100H209ZM233 103H232V102ZM244 101V100H243ZM261 101H262V99H261ZM175 102V101H174ZM202 102V101H201ZM212 103H213V101H211ZM228 102H230L232 105H226ZM238 102H240V103H238L237 105H235V103H234V105H235V108H237L238 106H239V111H242L243 109V107H241V105L244 103H242V101H241V99H240V101H238ZM248 102V101H247ZM75 103V102H74ZM136 103H138V101L136 102ZM176 103V102H175ZM191 103V102H190ZM189 103V104H190ZM205 103V102H204ZM210 103V102H209ZM215 103H216V100H215ZM242 103V104H241ZM46 104V103H45ZM48 104V103H47ZM46 104V106L44 105V102H43V104H41V107H38V109L37 108H35V109H33V110H35V111H42L43 109H44V107L46 108L48 105ZM143 104V105H144ZM173 104V103H172ZM177 104V103H176ZM241 104V105H240ZM259 104V103H258ZM263 104H264V102H263ZM42 105L44 106V107H42ZM50 105V104H49ZM143 105H141V106H143ZM208 105V104H207ZM211 105V104H210ZM209 105V106H210ZM216 105V104H215ZM219 105V106H220ZM226 105V106H225ZM233 105V106H234ZM244 105V104H243ZM242 105V106H243ZM250 105V104H249ZM257 105V104H256ZM260 106L262 105V104H259ZM73 106H74V104H73ZM147 106H145V107H147ZM193 106V105H192ZM53 107V106H52ZM144 107V106H143ZM174 107V106H173ZM176 107V106H175ZM179 107V106H178ZM218 107V106H217ZM241 107V108H240ZM253 107V106H252ZM262 107H264L263 105H262ZM48 108V110L50 111L51 110V108H50V106L49 107H47ZM46 108V109H47ZM73 108V107H72ZM71 108V112H68V117H70V116H72L73 114H77V113H74V112H72V110H76V109H72ZM75 108H77V107H75ZM233 108V107H232ZM231 108V109H232ZM257 108H261V107H257ZM2 109V108H1ZM6 109V108H5ZM45 109V110H46ZM145 110H146V108H144ZM148 109V108H147ZM180 108H178V110H179ZM184 109V108H183ZM230 109V108H229ZM248 109H251V108H248ZM254 110H257V109H255V108H253ZM262 110H263V108H261ZM47 110V111H48ZM144 110V111H145ZM150 110V109H149ZM181 110V109H180ZM189 110V109H188ZM1 111V110H0ZM52 111V110H51ZM146 111H148V110H146ZM170 111H174L173 113L175 114V110L173 109V110H170ZM169 111V112H170ZM182 111V110H181ZM185 111V110H184ZM193 111V110H192ZM224 111H226V110H224ZM253 111V110H252ZM259 111V110H258ZM264 111V110H263ZM7 112V111H6ZM34 112V111H33ZM43 112L44 111H42V114H43ZM76 112V111H75ZM186 112V111H185ZM202 112V111H201ZM236 112V111H235ZM246 112H249V111H245L244 110V112L242 111L240 114L241 115H243V116H246ZM260 113H261V111H259ZM258 112V113H259ZM35 113V112H34ZM54 113V115H55V111L53 112ZM73 113V114H72ZM171 113V112H170ZM169 113V114H170ZM194 112H192V114H193ZM221 113V112H220ZM228 113V112H227ZM244 113V114H243ZM249 113H252L251 111L249 112ZM254 113V112H253ZM2 114V113H1ZM79 114V113H78ZM167 114V113H166ZM169 114H167V117H168V115ZM221 114H223V113H221ZM233 114H235V113H233ZM58 115H59V113H58ZM80 115V114H79ZM176 115V114H175ZM190 115V114H189ZM206 115H208V114H206ZM206 115H205V117H206ZM252 117H253V115H256V114H250ZM264 115V114H263ZM74 116V115H73ZM173 116V115H172ZM204 116V115H203ZM227 116V115H226ZM229 116V115H228ZM57 117V116H56ZM74 117H76V116H74ZM95 117H97V116H95ZM169 117H170V115H169ZM174 117V119H176V120H174V121H177L178 123H180V121L182 122H184V123H186V124H189V121L185 118V119H183L182 120V116L181 117H177V115H176V117L175 116H173ZM239 117V116H238ZM238 117H236V119L238 118ZM247 117V116H246ZM256 117H258V116H256ZM71 118V117H70ZM73 118V117H72ZM192 118V117H191ZM197 118V117H196ZM204 118V117H203ZM207 118V117H206ZM228 118V121H230L231 120V122H232V130H233V132H230L229 134L230 135H232V133H235V128L237 127L236 125H234V124H236L235 122L233 123V120L231 119V117L229 116V117H227ZM254 118V117H253ZM69 119V118H68ZM198 119H200V118H198ZM208 119H209V117H208ZM220 119V118H219ZM218 119V120H219ZM235 119V121H237ZM239 119H240V117H239ZM239 119H238V121H239ZM255 120H254V122L256 121V119L257 118H254ZM1 120V119H0ZM90 120H92V119H90ZM166 120H167V118H166ZM170 120H172L173 121V119H172V117L170 118V119H168V122L170 121ZM223 120V119H222ZM227 120V119H226ZM241 120V119H240ZM262 120V119H261ZM261 120H259L260 121V123H261ZM69 121H71V120H69ZM185 121H187V122H185ZM199 121V120H198ZM51 122V121H50ZM57 122V121H56ZM55 122V123H56ZM106 122V121H105ZM200 122V121H199ZM225 122V121H224ZM223 122V123H224ZM227 122V121H226ZM230 122V123H231ZM241 121H239V123H240ZM54 123V122H53ZM54 123V124H55ZM92 123V122H91ZM96 123V122H95ZM160 123V122H159ZM167 123V122H166ZM227 123H229V122H227ZM227 123L225 124L224 123V125H226L227 127H228V125H227ZM239 123H237L238 125H239ZM242 123V122H241ZM256 123H258L257 121H256ZM73 124H75V123H73ZM77 125H78V123H76ZM75 124V125H76ZM82 124V123H81ZM74 125V126H68V138L66 137L67 136V134H66V136H63L62 135V137L60 136H58L57 137V139L59 138H63V144H66V146H67V144L68 143H64V140L65 141H67V140H69V139H71V138H73V139H75V140H77V141H80V140H82V138H84V137H89L90 135V138L92 137H94L96 134V131H93V133H91V134H89L88 132H90L91 130H90V128H89V130H88V128L87 129H85L86 127L85 126H87V125ZM84 124V123H83ZM103 124V123H102ZM172 124H174V123H172ZM177 124V123H176ZM181 124V123H180ZM186 124H183L184 126L186 125ZM242 124H244V123H242ZM246 125H249V123H245ZM68 125H69V123H68ZM71 125V124H70ZM89 125V124H88ZM104 125V124H103ZM163 125V124H162ZM167 126L169 125V123H167L166 124ZM183 125H182V128L184 129V127H183ZM47 126V125H46ZM55 126H56V124H55ZM89 126H91V125H89ZM141 126H143V125H141ZM164 126H165V123H164ZM164 126H163V128H164ZM233 126H235L234 127V129H233ZM244 126V125H243ZM242 126V127H243ZM54 127V126H53ZM52 127V128H53ZM95 127V126H94ZM155 127V126H154ZM166 127V126H165ZM168 127H170V126H168ZM186 127V126H185ZM205 127V126H204ZM230 128H231V126H229ZM248 128L250 127L251 129H249L248 130V128H247V131H249V132H251L252 131V129H253V127H251L250 125L249 126H247ZM262 127V126H261ZM98 128V127H97ZM116 128V127H115ZM161 127H159L158 128V130L160 129ZM186 128H188V127H186ZM230 128H228V129H230ZM239 128V127H238ZM244 128V127H243ZM263 128V127H262ZM54 129V128H53ZM155 129V128H154ZM162 129V128H161ZM224 129V128H223ZM241 129V128H240ZM245 129H246V127H245ZM244 129V130H245ZM256 129V128H255ZM258 129H260L259 127H258ZM46 130H47V132L49 133V129L48 128H46ZM59 130V129H58ZM88 130V131H87ZM92 130H93V128H92ZM146 130V129H145ZM149 130V129H148ZM157 130V131H158ZM205 130V129H204ZM213 130V129H212ZM232 130H229V131H232ZM251 130V131H250ZM257 130V129H256ZM50 131H55V130H50ZM107 131V130H106ZM156 131V132H157ZM160 131H162V130H160ZM169 131H172V128L169 130ZM176 131V130H175ZM184 131H185V133H184ZM193 130H191V132H192ZM202 131V130H201ZM214 131V130H213ZM218 131V130H217ZM216 131V132H217ZM238 133L241 131V130H239V129H237L236 130ZM46 132V134H48ZM114 132H117V131H115L114 130ZM125 132V131H124ZM154 132V131H153ZM163 132V131H162ZM173 132V131H172ZM176 132H178V130L176 131ZM176 132L174 133H170L169 132V134H168V136H170V134H174V135H176ZM182 132V131H181ZM191 132L189 133L190 135H191ZM196 132V131H195ZM203 132V131H202ZM202 132H200V133H202ZM249 132H247L248 134H250ZM256 132H258V131H256ZM54 133H56V132H54ZM59 133H61V132H59ZM164 133V135H167L166 134V132H163ZM162 133V134H163ZM218 133H219V131H218ZM217 133V134H218ZM244 133V134H243ZM254 134H255V132H253ZM50 135H51V133H49ZM48 134V135H49ZM57 134V133H56ZM64 134V133H63ZM75 134H78L80 137L78 138L77 137V139L75 138ZM125 134V133H124ZM137 134V133H136ZM146 134V133H145ZM149 134H151V133H149ZM178 134V133H177ZM188 132H186V130H183V135L182 136H179L180 137V139L179 140H173L172 139V137L170 136V137H167V136H165V139L164 138H162L161 139V137H159L160 138V140L156 143L155 142V146H151V148H150V151L152 152V151H154V152H152V154H149V153H147V152H142L143 151V147H141V148H143L142 149V151L140 150H138L137 149V147H139V146H137L136 144H138L134 139H136V138H133V140L135 141V143H133V144H135L136 145V147H135V145H132L131 143H129L128 145H132V147H133V150L131 151V147H128L129 149L128 150H130V152H128L127 154L128 155H124V156H122V157H124V158H121L120 157V163L121 164H119V161H116V163L118 162V165H121L119 168H123L125 171H126V168H128V167H130V166H132L134 169H136L137 171H136V173H134L136 176L138 175V177H136L135 175H130L129 176V173H128V178H130L131 180L133 179H135L134 181H128V178H126V179H124V178H122V179H124L123 180V182H120V183H122V184H120V183H118V181H121L120 179L119 180H115V181H117V183H118V185H119V187L118 186H113L112 184L114 183V182H112V181H114L112 178V176H113V174H112V176H111V179L110 178H108L110 175H108V174H110V173H108L107 174V172H109V171H107L105 174L107 175H102L103 176V179L101 178L100 179V176H99V174L98 175H96L97 174V172L96 173H94V178H91L92 177V175H90L91 177H83L82 179H80V178H71V179H69V181L70 182H68V184L70 185V186H73V187H71V188H74L77 192H79V193H76V194H72V198H74V199H72V200H74V201H72V200H70V202L72 203V202H75V203H72V204H69V205H71V208L70 209H72V210H74L75 212H74V214L72 215V217H73V219L74 218H80V220H82V221H80L79 223H81V224H78V225H81L82 227H78L79 229H76V227L75 226H73L72 225V223L75 225V223L74 222H72V223H70V220L69 219H71L72 217H69L71 214L70 213H68V212H66L67 213V215H66V213L64 212L63 213V211H64V209L63 208H60L59 206L61 205L60 203L62 202L61 200L63 199V197H67L69 194H71L70 192L69 193H67V187H70V186H67L68 184H67V182H66V184H63V186H61L62 184H60L59 182V184H60V187H62V188H60L59 187V189H57V187H56V181H55V184H54V186H50V189L49 190H51L50 192H47V191H45V195L43 194V196H42V198H38L39 200L36 202V203H34L33 201H31L30 199H32L33 197H34V194H36L37 193V190H39V189H36V192L33 194L32 192V190L33 189H31V193L29 194L28 193V195H26L27 197V199L28 200H30L32 203H30V204H28L29 202H28V200L27 199H25V195H23V191H25V189L27 190V188L24 186V185H22L21 187H22V189L21 190H23L22 192H20V190H19V187H18V192L20 193V194H17V192L15 191V194H14V196L15 195H17V197H19V198H21V196L23 195V200H19V203H17L16 204V201L18 200V198L17 199H13V201L15 202V204L17 205H15L14 203H12L13 205H7L8 204V202H9V200L8 199H6V201H8L6 204L5 203H1L2 201V199H4V198H1L0 199V205L3 207H0V208H2L1 210H0V264H264V258H262V254H261V251L260 250H256V249H249L248 250V248H247V241H246V239H244V238H248V236H250L251 235V233H249V232H252V231H249V230H251L252 228H254V226L256 227V225H258V224H260V225H258L259 227H256L257 229H258V232L259 233H261L260 232V227H262L263 229H264V219H262V217L264 218V196H263V198H260L263 194H264V187H262L261 188V186L264 184V179H262V180H260V178H261V175H262V173H264V172H261L262 170L264 171V158L262 159V160H259V158H261V157H259V158H257L256 156H254L253 154H251V155H253L254 157L252 158V156H250L249 158H247V160L245 161L246 162V164H245V162H242V161H240V159H236L235 158V156H232L233 158H231V156H230V158L228 159V160H223V161H221V162H218V160H216L215 158H213V157H211V155H213L214 154V156H217V158L219 159V158H223L224 157V153L225 152H223L222 153V151L221 150H219V148H221L222 146L221 145H219V140L217 141V140H214V142H212V141H207V142H205L204 143V141H203V143H202V141L201 142H197L198 141V139H196V140H191V139H194V138H192V137H190V138H186V137H188ZM222 134V133H221ZM226 134V133H225ZM228 134V133H227ZM239 134H241V137H240V135ZM237 136H238V139L237 140H239L238 142L236 141V140H233L232 141V139L233 138H231V141L232 142H234V143H241V145H243V146H241V145H239L240 147H244V144L246 143V142H248V143H252V141L250 140V138H253V137H248V136H250V135H248V134H246V132H242V133H239ZM246 134V135H245ZM257 134V133H256ZM50 135L48 136V138L50 139V140H53V143H55L56 141H54V140H57V139H55V138H50ZM53 135V134H52ZM57 135H59V134H57ZM94 135V136H93ZM98 135V134H97ZM96 135V136H97ZM147 135V134H146ZM234 135V134H233ZM243 135V136H242ZM248 135V136H247ZM252 135V134H251ZM37 137H38V135H36ZM101 136V135H100ZM126 136V135H125ZM132 136H133V134H132ZM156 136V135H155ZM236 136V137H237ZM245 136H247L248 138H249V140H248V138L247 137H245ZM263 136V135H262ZM5 137V136H4ZM43 137V136H42ZM41 137V138H42ZM45 137V136H44ZM53 137V136H52ZM104 137V136H103ZM129 137V136H128ZM134 137V136H133ZM143 137V136H142ZM147 137H148V135H147ZM232 137V136H231ZM239 137H240V139H239ZM242 137H244V139L242 138ZM67 138V139H66ZM150 138V137H149ZM156 138V137H155ZM171 138V139H170ZM202 138H204L203 136H202ZM217 138V137H216ZM258 138H260V140L262 139L261 138V135H260V137H258ZM258 138H256L257 140H258ZM0 139H2V138H0ZM26 139V138H25ZM38 139V138H37ZM42 139H44L45 140V142L42 140ZM42 139H40L41 140V142L43 143V144H46L47 142V139H45V138H42ZM80 139V140H79ZM130 139V138H129ZM128 139V140H129ZM138 139V138H137ZM141 139V138H140ZM148 139V138H147ZM156 139H158V137L156 138ZM212 139V138H211ZM215 139V138H214ZM234 139H236V138H234ZM5 140V139H4ZM31 140V139H30ZM29 140V141H30ZM35 140V139H34ZM62 140V139H61ZM90 140V142H92L91 143V145H92V147H95V148H93V150L95 151V154L97 155V156H101L102 155V157H101V159H99L100 158V156H99V158H97L96 157V155H94L95 156V158H97V159H99L100 161H103V160H108L109 158H110V156H107V155H105V153H103V152H105V151H102V150H104L105 148H102L101 149V144H103L102 143V141H100V140H102V137H94V139L92 140V139H89ZM199 140H202V139H200V137H199ZM241 140H245L244 142H242ZM246 140H248V141H246ZM263 140H264V138H263ZM14 141V140H13ZM76 141V142H77ZM84 141H87V140H85V138H84V140H82L81 142H83L82 144L84 145V144H86ZM94 141H96V142H94ZM108 141V140H107ZM111 141V140H110ZM113 141V140H112ZM144 141V140H143ZM230 141V140H229ZM228 141V143L230 144V142ZM4 142H6V141H4ZM10 142V141H9ZM9 142H7L8 143V146H10L9 145ZM14 142H16V141H14ZM20 142V141H19ZM50 142V141H49ZM81 142H78V143H81ZM119 142V141H118ZM140 143H141V141H139ZM145 142H147V141H145ZM254 142H256V141H253V143ZM7 143H4V144H6L7 145ZM18 143V142H17ZM31 143V142H30ZM56 143H58L59 145H61V142H60V140H59V142H56ZM111 143H113V142H111ZM124 143V142H123ZM144 143V142H143ZM147 143H149V142H147ZM248 143H246V144H248ZM252 143V144H253ZM259 143V142H258ZM0 144H2V142L0 141ZM15 144V143H14ZM32 144V143H31ZM39 144V143H38ZM42 144V146H46L47 147V144L46 145H43ZM62 144V145H63ZM227 143H225V145H226ZM255 144V143H254ZM261 146H259V147H262V151H264V143H262L261 144V142L259 143ZM36 145V144H35ZM51 145H53L52 143H51ZM79 145V146H78ZM78 145H75L76 147H77V149H76V147H74V145L73 146H70V148L71 147H74V149H75V152L74 153H77V150L79 151V147H80V149H81V151H83L82 149H83V147L85 146H80L81 144H78ZM105 145V144H104ZM130 145V146H131ZM151 145V144H150ZM216 145H218V146H216ZM256 145H258V144H256ZM2 146H4V145H2ZM2 146H1V148H2ZM15 146H16V144H15ZM65 146V145H64ZM63 146V147H64ZM69 146V145H68ZM87 146V145H86ZM219 146H221V147H219ZM230 146H233V145H230ZM235 146H236V144H235ZM238 146V145H237ZM10 147H14V145H12V146H10ZM20 147V146H19ZM25 147H27V146H24V148ZM39 147H41V146H39ZM48 147H49V144H48ZM52 147H54V146H52ZM62 147V146H61ZM62 147V148H63ZM89 147V146H88ZM108 147V146H107ZM144 147H146V146H144ZM256 147V146H255ZM258 147V146H257ZM1 148H0V150H1ZM3 148H5V147H3ZM16 148V147H15ZM66 148V151L69 149V150H72V148L70 149V148H67V147H65ZM135 148V149H134ZM147 148H149V147H147ZM231 148H233V147H231ZM16 149H18V148H16ZM37 149V148H36ZM55 149V148H54ZM85 149V148H84ZM88 149V148H87ZM202 149H203V151H205V152H203V153H209L208 155H210V157H211V159L210 158H208L209 156L207 155V154H204V155H202L203 153H202ZM7 150H11V149H7ZM20 150V149H19ZM34 150V149H33ZM68 150V156H71L72 158H73V156L75 155V154H73V150L72 151H69ZM120 150V149H119ZM146 150V149H145ZM176 150H181L180 152H182L181 154L183 155L182 156V158L181 159H179L178 160V164H183V165H179L181 168H182V166H184L185 165V168L183 167V169H179V167H177V168H175V166H176V160H172L171 159V157H170V155L173 153V152H175ZM230 149H228L227 151H226V153L229 151ZM13 151H16L15 149L13 150ZM12 151V152H13ZM42 151H43V148H42ZM61 151V150H60ZM102 151V152H101ZM7 152V151H6ZM26 152L27 153H31V154H27L28 155V157L26 158V156H24L23 155V157H25L26 159H28V161H29V159L32 157L31 155H32V152L33 151H30V152H28L27 150H26ZM25 152V153H26ZM35 152V151H34ZM39 152V151H38ZM43 152H46V151H43ZM51 152V151H50ZM58 152V151H57ZM118 152V151H117ZM121 152V151H120ZM46 153H49V151L48 152H46ZM45 153V154H46ZM70 153H72V155L70 154ZM79 153H81L80 151H79ZM90 153V152H89ZM91 153H93V151L91 152ZM107 153V152H106ZM253 153H255V152H253ZM0 154L1 155H3L2 154V152H0ZM24 154V153H23ZM41 155H42V153H40ZM45 154H43V157L44 156H46ZM65 154V153H64ZM70 154V155H69ZM83 154V153H82ZM81 154V155H82ZM112 154V153H111ZM110 154V155H111ZM113 154H115V153H113ZM117 154V153H116ZM174 154V153H173ZM221 155L222 154V156L221 157H219V155ZM233 154V153H232ZM240 154V153H239ZM238 154V155H239ZM248 154V153H247ZM246 154V155H247ZM0 155V156H1ZM6 155V154H5ZM35 155V154H34ZM38 155V154H37ZM80 155V156H81ZM90 155V154H89ZM118 155V154H117ZM117 155H114V156H117ZM246 155L244 156V157H246ZM36 156V155H35ZM40 156V155H39ZM39 156L37 157V158H39ZM50 156V155H49ZM49 156L47 155V157H48V159H49ZM57 156V155H56ZM59 156V155H58ZM80 156H78V157H80ZM83 156V155H82ZM94 156L92 157V158H94ZM172 156V155H171ZM226 156V155H225ZM2 157V156H1ZM21 158V159H25V158ZM30 157V158H29ZM42 157V156H41ZM42 157V158H43ZM51 157V156H50ZM75 157H76V155H75ZM174 157H175V155H174ZM177 157V156H176ZM206 157V158H208V159H210V160H206L205 159V162L207 161V171L208 172H206L207 174L205 175V171H204V169H202V163H203V161H204V158ZM227 157V156H226ZM229 157V156H228ZM4 158H5V156H4ZM94 158V159H95ZM102 158H105V159H102ZM115 158V157H114ZM32 159V158H31ZM34 159H35V161H36V158H33L32 160H30V161H32L34 164H36L35 162H34ZM40 159V158H39ZM64 159V158H63ZM71 159V158H70ZM69 159V160H70ZM76 159H78L77 157H76ZM4 160V159H3ZM17 160V159H16ZM47 160V159H46ZM65 160V159H64ZM68 160V161H69ZM73 160V159H72ZM75 160V159H74ZM91 160V159H90ZM93 160V159H92ZM96 160V159H95ZM106 160H105V162H106ZM253 161V163L252 162H250V161ZM1 161V160H0ZM23 161V160H22ZM29 161V162H30ZM50 163H52V160L50 159V160H48ZM54 161V160H53ZM63 161V160H62ZM61 161V162H62ZM75 161H77V160H75ZM86 161V160H85ZM88 161V160H87ZM97 161V160H96ZM2 162V161H1ZM0 162V163H1ZM27 162V161H26ZM31 162V163H32ZM36 162H38V160L36 161ZM41 162V161H40ZM65 162V161H64ZM70 162V161H69ZM78 162H80V160L78 161ZM78 162H76V163H78ZM91 162V161H90ZM93 162V161H92ZM95 162V161H94ZM109 162H112V161H109ZM241 162V163H240ZM249 162V163H248ZM13 163V162H12ZM22 163V162H21ZM20 162L18 163V164H21ZM31 163H29L30 164V166H34V168H38L37 166H35V165H32ZM88 163V162H87ZM98 163H102V162H98ZM124 163H127L126 165L124 164ZM176 163V164H175ZM201 163V164H200ZM242 163H244V164H242ZM247 163H248V165H247ZM2 164V163H1ZM26 164V163H25ZM25 164H23V165H25ZM39 164V163H38ZM54 164V163H53ZM72 164V163H71ZM79 164V163H78ZM91 164L92 163H90V164H88V165H90L91 166ZM94 164V163H93ZM92 164V165H93ZM103 164H104V161H103ZM102 164V165H103ZM204 164V163H203ZM239 164V165H238ZM251 164H252V167L254 168V170H256V169H258V170H256V171H258V172H255L254 173V175H259L258 173H260V176H259V178L257 177V175L255 176L256 178H258V180L257 179H253L252 177V179H253V181H257L256 183H258V181L260 180V181H262V183H259L260 184V186L259 185H257L255 182H253L252 180V182L250 181V180H248L247 181V183L245 182V186H246V188L245 189H247V195L249 196L250 194H252L253 196H250V197H242L241 195H240V191L239 190H241V188H239L238 186H235V187H233V186H231L230 188H231V190H233L232 192H230V194H235L239 199H240V201H242V204H239V203H236L235 204V207L233 208V209H229V205L225 202V201H223V200H220V201H217L213 206H209V205H207V206H200L198 203H194V199H192V198H190V195H186V194H183L182 193V190H184V189H186V188H188L189 186V188H191L192 187V189H195V187L197 186L198 187V183L199 182H197V181H202L200 178L201 177H203L204 178V176H206L208 179L209 178H211V176H212V174H213V169H215V171L214 172H222V173H226V171L227 172H230L229 170L230 169H227V168H234V166H241V168H244L245 166H247L246 167V169L250 166L251 167ZM14 165V164H13ZM49 165H52V164H49ZM77 165V164H76ZM95 165H97V164H95ZM102 165L101 166H99V168L100 167H102ZM117 165V166H118ZM201 165V166H200ZM28 166V165H27ZM65 166V165H64ZM78 166V165H77ZM107 166H109L108 164H107ZM111 166H114L113 164L111 165ZM190 166H196L197 168L196 169H199L198 171V173H199V175H200V171H201V173L203 174V172H204V176H202V174H201V176H199V175H197V173H194V172H197L196 171V169H194L193 170V168L192 167H190ZM201 168H200V167ZM14 167V166H13ZM20 167V166H19ZM22 167V168H21ZM20 168L21 169H24V170H26V169H28V167H26L25 166V168H23V166H21ZM32 167H29L30 169L32 168ZM49 167V166H48ZM51 167V166H50ZM72 167V166H71ZM80 167V166H79ZM88 167V166H87ZM92 167H95L94 165L92 166ZM105 167V166H104ZM103 167V168H104ZM225 167H227L226 169H225ZM249 167V169H251ZM7 168V167H6ZM47 168V167H46ZM55 168V167H54ZM84 168V167H83ZM98 167H95V168H88V170L90 171H98L99 169H97ZM160 168H162V169H160ZM236 168V167H235ZM234 168V169H235ZM252 168V169H253ZM4 169V168H3ZM36 169H34L35 170V172L37 171ZM75 169H76V167H75ZM74 169V170H75ZM79 170L81 169V168H78ZM101 169V168H100ZM120 169V170H121ZM164 169V170H163ZM190 169H192V171L190 170ZM225 169V170H224ZM234 169H232V170H234ZM15 170V169H14ZM32 171H34L33 169H31ZM51 170H53V169H51ZM51 170H50V172H51ZM79 170L77 171V173L79 172ZM87 170V169H86ZM87 170V171H88ZM118 170V169H117ZM129 170V169H128ZM183 171V173L181 172V171ZM231 170V171H232ZM243 170H245V168L243 169ZM2 171H4V170H2ZM10 171V170H9ZM22 171V170H21ZM21 171H19V172H21ZM54 171V170H53ZM82 171V170H81ZM93 171V172H94ZM177 171H179L180 172V174L177 172ZM188 171V172H187ZM190 171V172H189ZM13 172V171H12ZM31 171H29L28 173H30ZM48 172V171H47ZM56 172V171H55ZM82 172H85V169L82 171ZM82 172H81V175L83 176V174H82ZM122 172V171H121ZM126 172H128V171H126ZM140 174H139V173ZM233 172H235V171H232L231 173H233ZM254 171H252V173H253ZM0 173H2V172H0ZM24 173H25V171H24ZM27 173V171H26V174H28ZM98 173H100L99 171H98ZM11 174V173H10ZM33 174H36V173H34L33 172ZM32 174V175H33ZM54 174V173H53ZM57 174H59V173H57ZM56 174V175H57ZM117 174L118 173H115V175H116V177H117ZM120 174V173H119ZM193 174H195L196 175V177L198 176V178L200 179V180H198L196 177H194L193 176ZM31 176V173L30 174H28V176ZM59 175H61V174H59ZM96 175V176H95ZM101 175V174H100ZM122 175V174H121ZM192 177H191V176ZM219 175V174H218ZM232 175V174H231ZM249 175V174H248ZM0 176H1V174H0ZM5 176V175H4ZM25 176L26 175H24L23 176V178H25ZM28 176L26 177V178H28ZM51 176V175H50ZM53 176V175H52ZM101 176V177H102ZM251 176V175H250ZM2 177L3 176H1L0 178L2 179ZM12 177H13V175H12ZM45 177V176H44ZM196 178L197 180H193L192 181V179L191 178ZM205 177V178H206ZM216 177V176H215ZM224 177V176H223ZM246 177H248V176H246ZM262 177H264V174L262 175ZM29 178H31V177H29ZM33 178H34V176H33ZM48 178L50 179V177L48 176ZM250 178V179H251ZM20 179V178H19ZM47 179V178H46ZM56 179V178H55ZM65 179V178H64ZM63 179V181H67V180H64ZM100 179V180H99ZM110 179V180H109ZM116 179V178H115ZM208 179L207 180H205L206 182H208ZM243 179V178H242ZM21 180V179H20ZM61 181L62 179L60 178V179H58V181ZM211 180H212V178H211ZM237 180V179H236ZM37 181V180H36ZM112 182V184H111V182ZM127 181V182H126ZM229 181V180H228ZM244 181H245V178H244ZM259 181V182H260ZM12 182V181H11ZM18 182V181H17ZM25 183H27L28 184V182H26V181H24ZM23 182V184H25ZM31 182V181H30ZM30 182H29V186H32L33 184H31L30 185ZM47 182V181H46ZM45 182V183H46ZM203 182V181H202ZM209 182H210V180H209ZM211 182H213V180L211 181ZM6 183V182H5ZM13 183V182H12ZM22 183V182H21ZM52 184L54 183V182H51ZM61 183H64V182H61ZM234 183H237L236 181L234 182ZM8 184V183H7ZM11 184V183H10ZM15 184V183H14ZM27 184H25V185H27ZM51 184V185H52ZM124 184V185H123ZM173 185V184H175V185H173V186H169V185ZM200 184H202L201 182H200ZM220 184V183H219ZM222 184H223V182H222ZM224 184H225V182H224ZM230 184V183H229ZM47 185V184H46ZM65 185V186H64ZM114 185H116V183H114ZM194 185H196L195 187H194ZM206 185H208V184H205V186ZM213 185V184H212ZM215 185V184H214ZM259 186L258 187V189L257 188H255V186ZM16 186H18V185H16ZM29 186H27L28 188H29ZM173 188L174 186L176 187H174V189L175 190H173V191H170V189L168 188ZM178 186V187H177ZM221 186V185H220ZM229 186V185H228ZM244 186V187H245ZM264 186V185H263ZM4 187H5V185H4ZM14 187H15V185H14ZM33 187V186H32ZM31 187V188H32ZM43 187V186H42ZM48 186H46V188H47ZM197 187H196V189H197ZM203 187H204V185H203ZM212 187V186H211ZM217 187V186H216ZM223 187H224V185H223ZM253 187H254V189H257V190H260L261 189V193L258 195V194H256L255 192H253ZM5 188H8L7 186L5 187ZM25 188V189H24ZM35 188H36V186H35ZM45 188V187H44ZM45 188V189H46ZM168 190H167V189ZM212 188H214V187H212ZM221 188V187H220ZM220 188H217V190L218 189H220ZM260 188V189H259ZM12 189V188H11ZM15 189V188H14ZM42 189V188H41ZM221 189H223V188H221ZM239 189V190H238ZM251 189H252V192H251ZM8 190H9V188H8ZM29 190H30V188H29ZM35 190V189H34ZM46 190H48V188L46 189ZM48 190V191H49ZM172 190V189H171ZM191 190V189H190ZM214 190V189H213ZM11 191V190H10ZM40 191V190H39ZM43 191H44V189H43ZM70 191V190H69ZM170 191V192H169ZM181 191V192H180ZM216 191V190H215ZM27 192H28V190H27ZM26 192V193H27ZM75 192V191H74ZM218 192V191H217ZM216 192V193H217ZM21 193H22V195H21ZM181 193V194H180ZM229 193V192H228ZM12 194V193H11ZM68 194V195H67ZM212 195H214V192H212L211 193ZM20 195V196H19ZM29 195H31V197L29 196ZM37 195H38V193H37ZM37 195H35V200L34 201H36L37 200V198L36 197H38ZM74 195H76L75 197H74ZM11 196V195H10ZM12 196H13V194H12ZM11 196V197H12ZM8 197V196H7ZM16 197V196H15ZM14 197V198H15ZM68 197H71V195L70 196H68ZM78 197V198H77ZM6 198V197H5ZM33 198V199H34ZM100 198H103L102 200L105 202V205L106 204H108L107 202L109 201L112 205H111V207L112 208H114L115 210V212H113L111 209H110V211L109 210H107V209H105V208H103L102 206H100L104 211L106 210V212L107 213H103V215H101V213H99L100 211V209L98 210L99 212H97V216H99V215H101V216H106V214H108L107 216H110L111 218H116L115 219V222H106L107 224L106 225H108L109 223V225L108 226H106L105 224V226H104V228L106 229L105 231L103 230V232L104 233H102L101 234V232H100V234H97L96 232H99L100 230H101V228L103 229V223H102V227H101V225H100V223H98V221L99 220H97V217H96V219H94V218H92L91 216L93 215V217H95L94 216V213H92V215L90 216V214H88L86 217H84V215H82V213L83 214H87L86 212L84 213V208H85V206H83V204H82V206L84 207H82L81 205H80V207H82V208H80L79 209V207H78V205L77 204H79V203H81V201H83L84 203H85V201L87 202V203H89V201H90V203H92V202H94V201H96L97 199V201H99V199ZM12 199V198H11ZM67 199V198H66ZM65 199V200H66ZM16 200V201H15ZM25 200H27V202H25ZM79 200V201H78ZM81 200V201H80ZM5 201V200H4ZM61 201V202H60ZM68 201H69V199H68ZM78 201V202H77ZM11 202V201H10ZM9 202V203H10ZM25 202V203H24ZM60 202V203H59ZM256 202H261V207H260V211L259 210H256L255 208H257V206H255V203ZM21 203L23 204V205H21ZM27 203V204H26ZM55 204L54 205V208L52 207V204ZM56 203H57V205H56ZM87 203H85V204H87ZM11 204V203H10ZM62 204H66V203H62ZM94 204H96V203H94ZM93 204V205H94ZM98 204H100V203H98ZM4 205H6V206H4ZM15 205V206H14ZM68 205V204H67ZM66 205V206H67ZM73 205V206H72ZM88 205V204H87ZM97 205V204H96ZM110 205V204H109ZM107 206V205H106ZM6 207H9V209H10V207H11V209L12 210H14V212L16 213V215H18V213H20L19 211V209H23L22 211H23V213H24V209H28V207H29V209H34L35 208V210H31L30 212L32 213L33 211H35V214H36V212L38 211H42V212H44L45 213V215H43L42 213L40 214V217L38 218L37 216H39L38 214H37V218L38 219H40V220H38L37 218V222H36V219H35V217L31 220V221H34V219H35V221L34 222H31L30 221V223L31 224H33V225H36L37 223H39V222H41L40 224H38L37 226H39V228H41L42 229V231H41V233L40 232H38V230L39 229H35L36 227L35 226H31V225H29V226H26V224H30L29 222H28V219L26 218L27 216H28V212H27V214H26V216H25V219H27V221H25V223H22V221H23V219H24V215H22V216H19L18 215V218L19 219H17V217H14L15 216V214H14V212L10 209H5ZM14 209H13V208ZM56 207L58 208H60V209H62V211H57V210H60L59 208L58 209H56ZM69 207V206H68ZM68 207H66V208H68ZM74 207V208H73ZM110 207V208H111ZM254 209H253V208ZM98 208V207H97ZM250 208H252V209H250ZM81 209H82V213H81ZM89 209V208H88ZM88 209H86L85 211H87ZM92 209H93V207H92ZM95 209H96V207H95ZM177 209V210H176ZM17 210H19V211H17ZM69 210V209H68ZM8 211H12L13 212V214L12 215H14L13 217L12 216H10V217H12L13 219H11V220H9V215L7 214L8 213ZM22 211H21V214H22ZM7 212V213H6ZM29 212V213H30ZM54 212L56 213L57 212V215L55 214V216L53 215L54 214ZM61 212L63 213V214H65V215H63L62 217H69V218H62L61 217ZM69 212H70V210H69ZM91 211H89L88 213H90ZM101 212H102V210H101ZM174 212H176V213H174ZM26 213V212H25ZM60 213V214H59ZM111 213V214H110ZM112 213H114V214H112ZM171 213V214H170ZM262 213V214H261ZM10 214V215H11ZM96 214V213H95ZM170 214V216H172L173 215V217H171L170 219H166V217L168 216ZM175 214V215H174ZM258 214H259V216H258ZM34 215V214H33ZM111 215H113V216H111ZM261 215V216H260ZM83 216V218H81ZM250 216H254V218H256V217H261L260 219L261 220H263V221H260V222H258V219L256 218L255 220H251V218L252 217H250ZM23 219H22V218ZM32 217V216H31ZM60 217H61V219H60ZM16 218V219H15ZM29 218V217H28ZM250 218V219H249ZM22 219V220H21ZM31 218H29V220H30ZM43 219V220H42ZM63 219H64V222L65 221H67V219L69 220V222L68 223H70L71 225H69V224H65V225H67V226H65V225H63L64 224V222H63ZM72 219V220H73ZM86 219V220H85ZM106 219H108V218H106ZM114 219H111L112 221H114ZM259 219V220H260ZM16 220V222H12V221H15ZM18 220H20V222L23 224L22 226H20V228L21 227H23V229H20L18 226L19 225H21V223L18 221ZM111 220H109L108 219V221H111ZM8 221H11V222H8ZM39 221V222H38ZM75 221H78V220H75ZM255 221H257V223H254ZM24 222V221H23ZM9 224L8 226H10V227H8V226H6L7 224ZM15 223H18L17 224V226L15 225ZM67 223V222H66ZM78 223V222H77ZM105 223V222H104ZM12 224L14 225V226H12ZM25 224V225H24ZM60 224H62V226H64L65 228H67L68 227V229H69V227L71 226V228H70V230H68L67 231V229H64V230H62V226H60ZM83 224V225H82ZM69 225V226H68ZM31 226V227H30ZM56 226H60V227H58V229H56L55 230V227ZM77 226V225H76ZM12 227H14L13 229H11ZM63 227V228H64ZM72 227H74V228H72ZM59 228H61V229H59ZM250 228V229H249ZM40 229V230H41ZM73 229V230H72ZM58 230H60V231H58ZM66 230V231H65ZM253 230V229H252ZM254 230H256V229H254ZM253 230V231H254ZM58 231V232H57ZM62 231H64L65 233L63 234V235H61L62 234ZM72 231V232H71ZM80 233V231H81V234H79L78 232ZM249 231V232H248ZM36 232H38V235H35V233ZM57 232V233H56ZM60 232H61V234H60ZM67 232H68V234L69 235H71V238L73 237V236H75L76 234V239H75V237L74 238H72V240L73 241H75V243L73 242V241H71V240H69V238H67V237H62V236H64V235H68L67 234ZM239 232H243L242 233V235L239 233ZM247 232L249 233V234H247ZM258 232H256V231H254V233H252L253 235L254 234H256V233H258ZM72 233V234H71ZM242 236H240L239 234ZM33 234V236H31ZM37 234V233H36ZM243 234H247L248 236H246V237H244L243 238ZM258 235V236H257ZM257 235H254V236H256V237H253V239L255 238V240H259L263 235H261L260 236V234H257ZM252 236V235H251ZM251 236H250V239H251ZM70 237V236H69ZM264 238V237H263ZM263 238L261 239V240H263ZM68 239V240H67ZM260 240V241H261ZM264 241V240H263ZM68 242V243H67ZM70 242H72V243H74V245H72V243H70ZM259 242V241H258ZM67 243V244H66ZM72 245H70V244ZM68 245V246H67ZM250 245H251V242H250ZM69 246H71V247H69ZM74 246V247H73ZM260 246H263V245H260ZM259 246V247H260ZM67 247H69L70 249H68ZM73 247V248H72ZM253 247V246H252ZM254 248V247H253ZM262 248V247H261ZM260 248V249H261ZM59 249V250H58ZM71 250V251H70ZM249 251H253V253L252 254H248V252ZM70 252V253H69Z\"/></svg>",
	"mask_w": 264,
	"mask_h": 264
}]
</instances>
